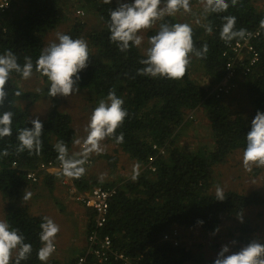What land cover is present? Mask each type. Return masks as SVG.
<instances>
[{
    "label": "trees",
    "instance_id": "1",
    "mask_svg": "<svg viewBox=\"0 0 264 264\" xmlns=\"http://www.w3.org/2000/svg\"><path fill=\"white\" fill-rule=\"evenodd\" d=\"M80 1L83 3L81 9L98 18L101 27L89 31L86 24L70 20L69 30L64 33L73 39L85 40L89 47L88 67L79 73L77 87L89 91L97 100V105L100 100L107 99L110 90L115 91L124 101L128 116L115 134L119 136L123 133V143L118 144L113 138H108V142L121 148L135 163L149 166L152 162L155 169L151 171L147 167L135 181H126L119 188L111 202L103 233L111 237L115 251L129 258V264H189L194 260L192 253L184 246L164 242V235L172 234L175 227L186 230L200 228L206 234L217 232L216 229L220 230L227 220L241 217L247 208L264 207V197L256 192L243 195L227 191L224 192L223 201L217 200L216 193L212 192L210 176L211 168L226 162L236 151L241 153L244 150L251 121L258 111L264 112V29L259 27L260 20L264 19V6H255L253 0H238L237 5L232 6L231 0H228L230 7L225 13L205 16L201 11L203 22L196 20L191 26L195 48L199 49L205 43L208 45L206 58L192 55L185 77L170 80L138 75V70L143 67L140 60L146 58V54L135 46L121 52L111 42L109 11L117 8V4L102 0ZM198 2L200 0H191V8ZM70 3V0H11L10 8L0 14V54L11 50L21 65L25 57H30L35 64L43 49L50 45L44 41V36L69 21L64 7L67 9ZM226 15L236 17L237 29L259 33L251 41L257 58L254 65L249 67L250 60L246 59L235 66L234 78L241 77L240 88L245 89L248 97L250 110L247 112H234L223 98H216L213 93L227 74L226 58L223 55L228 51V44L220 39L219 34L222 17ZM166 22L179 21L174 16L167 17ZM208 25L213 29L211 33L205 30ZM157 30L158 26L150 30L147 36L154 35ZM247 68H250V72L245 75L243 71ZM197 72L205 82L207 80L205 85L194 77ZM33 73L46 85L50 84L40 73L35 70ZM20 79L23 78L18 73L12 74L6 86L8 98L3 108H0V113L6 110L14 113L13 134L0 139V153L4 149L10 153L7 157L0 155V194L8 211L5 221L19 229L25 237V243L32 245L30 256L21 264H44L38 259L37 253L42 246L39 239L40 224L46 216L41 213L32 214L35 203L23 201V196L26 190L40 195L35 191L39 182L53 193L57 176L36 168L49 162L60 165L55 145L63 140L72 155L71 149L77 134L72 126L71 115L60 112L56 104L48 118L41 121L44 127L40 153H17L15 148L19 129L33 127V119L27 111L21 109L19 103L35 101L43 95L26 91L16 83ZM47 88L49 91L50 85ZM15 90L21 91L22 95L14 96ZM86 99L90 102L89 97ZM201 105L210 123L208 130L211 138L208 143L214 144V151L209 154H205V151L190 153L180 148L178 143L180 136L186 133L191 124L186 114L188 111L197 112ZM198 140L201 141L199 147L206 149L203 140ZM161 149L165 150V154L161 155ZM108 159L112 164L115 162L109 156ZM34 170L37 172L36 182L27 179V173ZM100 184L112 185L102 184L96 178L89 183L84 180L77 182L81 190L88 189L89 185ZM93 217L94 214L90 212V228L94 225ZM198 221H203V224ZM248 225L244 226L243 234L249 236ZM226 229L229 231L227 237H233L231 227ZM239 238L238 243L243 242V245L253 240L248 237ZM240 247L235 246L234 251ZM73 262L70 259L69 264ZM47 264L60 263L52 256ZM108 264L126 263L113 259ZM208 264H214V261Z\"/></svg>",
    "mask_w": 264,
    "mask_h": 264
},
{
    "label": "clouds",
    "instance_id": "2",
    "mask_svg": "<svg viewBox=\"0 0 264 264\" xmlns=\"http://www.w3.org/2000/svg\"><path fill=\"white\" fill-rule=\"evenodd\" d=\"M105 3L111 4L112 0H105ZM237 3L238 0H231L232 6ZM200 4L205 16L225 13L230 7L228 0H200ZM191 11V0H132L130 3L121 0L117 8L109 11V39L121 52H124L131 46L140 47L144 40L141 33L156 28L158 24V30L148 39L146 58L140 60L143 67L138 70V75L181 80L185 77L191 63L190 57L194 55L204 59L209 48L207 43L199 49L195 48L193 28L190 24L168 23L166 18L174 17L180 12L190 13ZM222 19L223 24L219 34L220 39L226 44L244 40L251 35L247 29L236 28L235 16L226 15ZM259 27L264 29V19L260 20ZM205 30L208 33L213 31L211 25L206 26ZM89 55V47L85 40L73 39L70 35L63 33H57L56 42H52L43 49L35 64L30 57H25L21 65L17 55L11 50L0 54V108H3L8 98L6 86L13 73H18L24 80L30 79L34 70L40 73L50 82L48 95L51 97H70L74 92H79L77 87L80 80L79 73L88 67ZM238 62L240 61H237L235 66ZM238 78H234L233 82ZM13 95L19 97L22 93L15 90ZM127 116L124 101L116 95L114 90H110L107 99L100 100L93 110L90 121L84 129L86 135L73 141L74 145L79 146L80 151L70 155L69 148L63 140L55 145L62 176L80 179L86 175L85 165L89 157L104 151L103 142L106 139L113 138L116 143H123V133L119 136L115 134ZM13 117L14 113L10 110L0 113V139L13 134ZM31 124L33 127H24L18 131V144L15 148L17 153L27 151L39 154L41 151V135L44 126L38 118L31 120ZM242 152V164L246 171L251 172L253 167L264 168V112L258 111L251 121V129L246 135V147ZM9 154L8 149L0 153L4 157ZM89 181L87 178L84 182L89 183ZM31 197L32 193L26 190L23 201H28ZM72 197L76 202L75 196L72 195ZM216 199L220 201L225 199L224 190L220 186L216 188ZM240 219L243 222V218ZM198 223L203 224V221ZM40 229L39 239L42 246L37 255L40 261L47 264L56 251L54 241L60 228L52 219L45 217L40 224ZM216 231L218 232L219 229L217 228ZM163 241L169 242L164 239ZM236 243L232 241L233 245ZM31 252L32 245L25 243V237L19 229L0 220V264H21V261L28 259ZM214 264H264V243L252 240L237 251H232L228 245H223Z\"/></svg>",
    "mask_w": 264,
    "mask_h": 264
},
{
    "label": "rangeland",
    "instance_id": "3",
    "mask_svg": "<svg viewBox=\"0 0 264 264\" xmlns=\"http://www.w3.org/2000/svg\"><path fill=\"white\" fill-rule=\"evenodd\" d=\"M70 1L71 3L68 4L69 7L67 9L64 7L68 12L69 21L67 20L68 22L59 25L58 28L52 31L49 35L44 36V41L48 44L56 42L57 33L64 34L67 30H69L70 20H79L83 24H86V28L89 31H92L93 29L99 30L101 27V23L98 18L92 17V14L89 11L81 9L83 3L80 0ZM120 2L121 0H112V3L117 5H119ZM122 2L130 3L132 0H122ZM253 2L255 6H261V8L264 6V0H253ZM261 8L259 9L262 10ZM78 11L80 12L78 13ZM201 11L202 5L198 2V4L192 7V11L190 13H178L175 15V18L180 23H188L190 25L194 24L196 20L201 23L204 20L201 16L203 13H201ZM148 33L149 31L141 33L144 40L139 49L143 52V54H146V50L149 46V36H147ZM194 77L199 82H202L203 85L207 82V80L206 82L203 80L202 75L198 72L194 74ZM240 79L241 77L235 79V88L230 94L231 96L224 97L223 99L233 108L232 110L234 112L238 110L247 112L250 110L248 97L245 89L243 87L240 88ZM16 83H18V85L22 88H25L26 91H32L36 94L43 93V95L41 97H37L35 101L31 100L19 103L21 109L27 111L31 119L34 120L38 118L40 121L46 120L55 105L58 104L57 109L60 112L71 115L72 126L77 134L76 139L83 138L86 135L84 129L90 121L93 110L98 106L97 100L90 95L89 91L79 89V92H74L70 97H51L48 95L47 88L50 84L47 83L46 85V83L43 82L42 79L35 73L32 74L30 79H20L17 80ZM86 97L90 98V102H88ZM186 118L191 124L186 129V133L178 139L179 147L193 154L203 151H205V154L213 152L214 144L210 145V143H208V139L211 138L210 130H208L210 123L206 118L204 106L198 107L197 112L188 111ZM199 138L205 143L206 149H201V147H199L201 143V141L198 140ZM103 147L104 151L101 154L94 153L89 157L88 161H91L93 158L90 167L86 168V177L89 180L96 178L103 184L107 182L112 184H124L126 181H135L141 174L144 173V171L147 170V166L135 163L128 154L123 152V150L118 146L108 142L107 139L103 142ZM79 151V146L74 145L71 149V154H75ZM108 156L115 160L113 164L109 162ZM242 156L243 152L241 151L240 153L238 150L233 155L228 157L226 162L211 168L210 176L213 183V193H216L217 186H220L224 192L236 191L243 195H249L256 192L264 197V168L253 167L251 172L246 171L242 164ZM89 176H92V178L90 179ZM133 177H135V179H133ZM59 183L60 182L57 179L53 193H51L49 189L43 185V183H38L39 187H36L35 191L40 195H36L33 192L30 199L31 203H35L34 210L37 211V213L55 216L53 212H50L46 208V205H49L51 199L56 202L64 201V203L69 201V203L66 204H70L72 207V195ZM72 209L78 211L77 208ZM73 214L74 215L71 216L64 225L63 216L57 215V219L56 217L55 219H52L59 226V234H61L57 235L55 238L54 242H58L59 246H57V251H55L52 256L57 257L60 255L59 258H62V250H66V253L71 256L74 254L73 252L76 251V244L81 243V241L84 242L86 239L87 224L84 223L81 233L77 225V222H81V220L78 219L79 214L76 212H73ZM7 215L8 211L6 209V202L0 194V220L5 221ZM241 217L243 218V222H241ZM241 217L233 218L230 221L227 220L218 232L207 234L201 232L200 228L186 230L182 227H175L176 229L173 233L177 234V238L175 237L177 245L186 247V249L192 253L194 260L189 264H208V262L214 261L223 245H228L232 251H234L235 246H244L243 242L238 243V237L242 239L248 237L264 243V207L252 206L247 208ZM246 224H249V236L244 235L245 233L243 234V231L246 228L244 226H246ZM228 226L231 227L232 233H234L231 238L230 236L229 238L227 237L229 231L226 228H228ZM232 241H236L237 243L233 245Z\"/></svg>",
    "mask_w": 264,
    "mask_h": 264
},
{
    "label": "built area",
    "instance_id": "4",
    "mask_svg": "<svg viewBox=\"0 0 264 264\" xmlns=\"http://www.w3.org/2000/svg\"><path fill=\"white\" fill-rule=\"evenodd\" d=\"M11 6V0H0V14L6 13V11ZM79 13V12H78ZM258 32L251 33L250 36L244 40L234 41L228 44V51L224 53L226 58V71L227 74L224 80L219 83L213 90L216 98H223L229 96L232 93L235 77V63L237 61H244L249 59V67L253 66L256 62L255 49L251 45L252 39L258 36ZM250 72V68L244 70V74L247 75ZM165 154V150L161 149V155ZM152 163V162H151ZM151 163L148 169L155 171ZM91 161L85 165V167H90ZM38 171H50L56 170L61 173L60 165H54L52 162L42 163L37 168ZM36 171H30L27 173V179L36 182L37 175ZM86 175L82 176L80 179H69L65 178L63 185L67 186L70 194L75 196V200L78 204L84 207L87 211L94 214L93 223L94 225L90 228L89 223L87 224L86 231V248L75 257L73 264H108L111 260H121L126 264L130 263L128 257L123 253L115 251L112 243V239L109 235H105L104 228L106 227L109 210L112 200L116 197L119 188L123 185L121 183H116L108 186L103 185H90L88 189L81 190L77 186V182L81 180H86ZM176 233H167L164 235V240H169L177 245L175 237ZM173 239V240H172Z\"/></svg>",
    "mask_w": 264,
    "mask_h": 264
},
{
    "label": "crops",
    "instance_id": "5",
    "mask_svg": "<svg viewBox=\"0 0 264 264\" xmlns=\"http://www.w3.org/2000/svg\"><path fill=\"white\" fill-rule=\"evenodd\" d=\"M47 174L52 175V176H57V179L60 182L59 184H61L67 191H69L67 186L63 185V181H64L65 177H63L62 174L59 171L50 170V171H47ZM89 178L91 179L92 176H89ZM66 203H69V201L65 202V203L63 201L62 203H60L59 201L56 202L55 200L51 199L49 205H46V204L45 205L47 206L46 208L50 212H53L55 216L49 215V214H43V215H45L48 218L50 217L51 219H55V217L57 219V215L58 216H63L64 217L63 218V225H64L69 220V218L74 215L73 212H76L77 214H79L78 215V217H79L78 219L81 220V222H77V225H78V227L80 229V232L82 233V229L84 227V223L85 224L89 223V214H90V212L87 211L80 204L76 203L74 200L71 202L72 207L70 206V204H66ZM72 208H77L78 211H75ZM31 213L36 215L37 212L31 210ZM57 235H61V234H59V232H58ZM65 241H66V239H65ZM54 243H55V248H56V251H57V246H59V244H58V242H54ZM85 248H86V239L84 240V242L81 241V243H77L76 244V246H75L76 251H74L73 252L74 254H72L71 256H69L68 253H66V250H62L61 251L62 252L61 253L62 258H59L60 255L57 256V257L56 256H53V257L57 261H59L60 264H69L70 259L74 260L77 255L82 254V252L85 250Z\"/></svg>",
    "mask_w": 264,
    "mask_h": 264
}]
</instances>
